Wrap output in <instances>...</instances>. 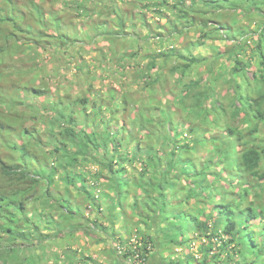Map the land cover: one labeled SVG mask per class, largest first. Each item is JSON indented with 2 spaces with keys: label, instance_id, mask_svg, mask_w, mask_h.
Returning a JSON list of instances; mask_svg holds the SVG:
<instances>
[{
  "label": "trees",
  "instance_id": "1",
  "mask_svg": "<svg viewBox=\"0 0 264 264\" xmlns=\"http://www.w3.org/2000/svg\"><path fill=\"white\" fill-rule=\"evenodd\" d=\"M61 1L66 10L41 0L30 12L39 21L50 14V47L39 33L32 46L22 44L21 52H34L36 63L34 47L44 51L45 64L38 69L48 63L58 69L76 60V77L86 85L76 97L55 91L43 108L46 115L35 109L31 126L21 129L26 137L20 144L22 164L8 167L0 158V208L7 213L3 217L11 235L8 240L3 235L0 220L1 264H24L18 257L26 250L23 243L39 238L33 244L37 248L57 239L42 229L58 228L63 234L77 227L85 233L88 224L101 228L79 207L86 204L88 211L97 204L86 177L114 193L105 207L112 224L120 222L118 212L131 191L129 216L121 214L135 226L165 223L157 230L175 247H187L189 233L206 241L198 246L197 264H264V204L255 202L256 195L250 200L249 187L235 192L233 186L242 176L264 182V0H117L113 7L108 0ZM197 49L209 54H193ZM91 55L96 57L92 66L86 61ZM96 74L114 80L97 89L88 82ZM131 84L136 88L129 91ZM26 91L34 99L49 93L46 84ZM42 146L50 150L41 153ZM200 149L205 155L194 157ZM84 164L94 172H86ZM58 170L63 188L54 179ZM69 186L76 188L77 198L70 200ZM36 202L49 225L43 223L41 230L37 218L24 214ZM205 203L209 212L202 209ZM192 207L199 208L197 214ZM52 212L58 214L54 220ZM13 233L22 244L5 247ZM66 235L62 240L71 248L73 232ZM141 235V246L126 254L133 259L138 252L137 264L155 257L157 264L194 260L190 253L181 260H169L173 252L159 257L157 248L164 241ZM72 255L63 252L59 258L80 264ZM32 259L25 257L31 264L40 261Z\"/></svg>",
  "mask_w": 264,
  "mask_h": 264
},
{
  "label": "rangeland",
  "instance_id": "2",
  "mask_svg": "<svg viewBox=\"0 0 264 264\" xmlns=\"http://www.w3.org/2000/svg\"><path fill=\"white\" fill-rule=\"evenodd\" d=\"M27 1L29 2L28 4L26 0H0V158L3 159V162L8 167L13 168L20 163L22 164L20 158V144L26 141V137L24 136V130L21 129H25L28 126H31L32 122L30 120V116L33 115L35 109H39L40 112H44V114L46 115L49 111L47 110V112H45L43 108L45 105H49L50 100L52 99L51 97L55 91L60 95L66 93L70 94L72 97H76L78 96L80 91L85 88L86 85L85 81L79 80L76 77V60H72V62L67 63L65 66L60 67L58 69H54L58 65L55 63H48L47 67H42V69H38V66L40 67V65L43 66L45 64L46 53L41 49L34 47L38 50L36 51V56H38L36 59L40 60H37V62L35 63L33 58L34 52L32 53V55H29L30 50H23L21 52L22 44H31L30 42L34 41L35 38H37L36 34L39 33L44 35L41 39V42L45 46L50 47V41L47 34L49 27H51L52 18H50V14L46 12V17L45 15H43L42 21H39L31 13H33L32 8L34 9V6L40 3L41 0ZM116 1L117 0H108L105 2H107L108 5H112L113 7ZM52 4L54 5L53 9L62 8L66 10V6L62 3L61 0H52ZM41 8H43V6H41ZM71 17L72 15L67 13V19H71ZM79 20L81 21V19ZM74 21L77 22L78 19L74 18ZM45 41L48 44H46ZM215 44L218 43H214V45ZM122 46L124 47V50L130 48L128 47L127 42H125ZM124 50L121 49L120 51L122 52L120 53L123 54ZM197 52H200L202 56H206L209 54L207 50H202L201 52L200 49L194 51L193 54H197ZM95 58V55H91L86 57V61L89 62L92 66L96 62L94 61ZM97 69L98 68L96 67L92 68L94 74L97 72ZM118 74V71L113 72L114 79L117 78ZM103 76L104 74L101 75L100 79L103 78ZM113 77L109 80H100L96 74V78H91L88 80V82H92V84L94 82V86L97 89H104L107 87V85H110L112 80H114ZM44 84H46V87L49 89V93L47 95L45 94L41 98L34 99L26 91V88L31 87L42 89ZM135 88L136 87L134 86V84H131L129 91H132ZM148 95H152L150 94V91H148ZM19 108L23 110L22 112L24 115L22 119L20 117L21 115L19 112ZM35 123L37 128H42V123ZM256 142H258V140H256ZM47 143L48 142L44 140V144ZM204 149L207 150L206 148ZM204 149H200V151L197 152L199 154H194V157L200 158L204 156ZM49 150V146H42L39 148V151L41 153L48 152ZM8 155L11 156V158H7ZM49 162H52L50 156ZM133 165V168L136 171L140 170L139 164ZM83 167L86 172H94L95 169V167L86 166L85 164L83 165ZM213 170L214 168H212L211 171ZM130 172H132L131 169H128V176L130 175ZM226 175H228V173H226ZM54 179L60 183L59 188L64 187L62 179L60 178L59 170L56 172ZM85 181L89 185L91 193L94 195L97 204L89 207L88 211L83 209L86 204H84V206L79 207L81 209L82 214H84V218L88 217L89 220L97 219L96 223L100 224L101 228H95L94 225L88 224L90 228H87L85 233L84 229L77 227L76 230L68 229L63 234L60 232H56L58 228H54V230H43L41 226L43 225V223L45 227L49 225L45 223V218L44 220L41 218L42 216H45V213H42L40 209L41 206L39 203H37V201L35 205H33L32 203L28 204V209L25 210L24 214L30 220L36 218L38 219V225L40 226L39 230L42 229V234H50L51 236H55V238L57 239L53 241L49 240L50 242H47L46 244L39 243V246H42L35 248L33 244H37L39 238L38 240H36L33 237L34 240H32L31 244L25 243L24 245V243L22 244L20 243V241H15V236L18 235V233H13L11 241L5 242V244L3 245L5 247L9 246L13 248L16 244H22V247H25L26 250L24 252L21 250L18 257L19 261L23 262L24 264H31L28 263L30 258H33L32 260H34V258L38 259V257H40V259H38L40 261H37L35 264H70V259L65 260L63 258H59V256L63 252L65 253L69 251L71 254H73L72 256L74 258L76 257L77 259H79L80 264H137V260L136 262H133V260L128 255H126L128 249L132 250V248L134 249L135 246L140 245L142 236L141 234H143L144 232L151 234L153 238H157V236L161 238L160 235L162 234V232H159L157 228L164 227L165 223H156L153 228L150 225L149 228H145L143 224L135 226L133 224V221L135 220H133L132 218L126 219L125 215L129 216L128 214L131 210L130 206L133 202L131 198L132 193L131 191H129V194L127 195V198L123 204L124 207L122 212H124L125 215L123 216L121 214V211L118 212V214L120 215L118 216V220L120 222H115L112 224L111 221L107 220V218L105 219V217L107 216L105 207L107 204H110V202L113 201L112 199L114 198V193L111 190H106L102 188L101 186L103 185V183L101 181L95 183L94 180L89 177H86ZM104 185H106V183ZM233 186L235 187V192H238L243 187H249L248 192L250 200H254V195H256L258 198L255 199V202H261L264 204V182H256V179L254 178L242 176L237 183L236 179L234 180ZM68 189L71 194L70 200L73 197H78L75 192V187L69 186ZM103 194H108V197L103 196ZM137 200L141 201V198H138ZM32 207H37L39 209H36L32 212ZM192 208L193 214H197L199 208ZM202 209L203 211H205L206 209V212H209L210 210V208L207 207L206 203L202 206ZM1 210L2 209L0 208V220H4V225L2 229L4 232L3 235H8V240L11 235L7 234L8 232L6 231L5 223V220L7 219L6 217H3V215L7 213ZM30 212H32L31 215ZM10 215L11 214H9V216ZM51 215L52 219L54 220L56 219L58 214L57 212H52ZM135 219H138V217H135ZM13 221L15 224V219ZM60 223L62 224V222ZM71 231L73 232V236L70 238L71 248H68V246L64 244L62 240V236H67L66 233H69ZM127 231H130V234H127ZM189 237L191 238V242L188 244L187 247L182 248L175 247L172 244H167L161 238V240H163L164 242L162 243L163 245L157 248V251L159 252V257L161 255L167 257L170 252H173V254L168 257V259L175 260L176 258H179L181 260L185 258L187 254L190 253L192 254V257L194 256V260L190 264H197V262L201 260L200 258L202 256V254L198 251V246L205 244L206 241H202L199 238L194 239L195 235L192 233H189ZM119 238L125 239V242H123ZM214 243L216 244L214 249H217L219 243ZM16 247L17 245L15 246V248ZM149 248L150 251H153L155 249L153 244H149ZM214 249H212V252ZM0 251L2 252L1 247ZM24 256L29 260H25ZM22 257L24 258L22 259ZM63 257L66 258L67 254H64ZM84 258H88V260H84ZM1 261L2 259H0V264ZM215 262L216 264H221L219 263V261ZM157 263L158 257H155L154 259H149L145 264Z\"/></svg>",
  "mask_w": 264,
  "mask_h": 264
},
{
  "label": "built area",
  "instance_id": "3",
  "mask_svg": "<svg viewBox=\"0 0 264 264\" xmlns=\"http://www.w3.org/2000/svg\"><path fill=\"white\" fill-rule=\"evenodd\" d=\"M139 247H140V245H139ZM135 249H136V246L134 247V249L132 248V251L135 250ZM148 249H149V247H148ZM139 255L140 254L138 252L137 253H134V256H133V259H132L133 262H135L136 260H138V257L141 256V255L140 256Z\"/></svg>",
  "mask_w": 264,
  "mask_h": 264
}]
</instances>
